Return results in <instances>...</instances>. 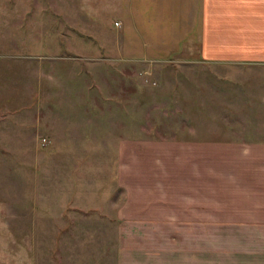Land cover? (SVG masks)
I'll list each match as a JSON object with an SVG mask.
<instances>
[{"label":"rangeland","instance_id":"374dc122","mask_svg":"<svg viewBox=\"0 0 264 264\" xmlns=\"http://www.w3.org/2000/svg\"><path fill=\"white\" fill-rule=\"evenodd\" d=\"M137 2L0 0V264H114L119 240L186 239L132 210L137 185L134 218L119 212L118 141L185 138L191 75L143 54ZM130 151L133 182L144 155Z\"/></svg>","mask_w":264,"mask_h":264},{"label":"crops","instance_id":"0c3cea01","mask_svg":"<svg viewBox=\"0 0 264 264\" xmlns=\"http://www.w3.org/2000/svg\"><path fill=\"white\" fill-rule=\"evenodd\" d=\"M137 10L143 54L184 58L191 75L185 138L118 141L119 212L152 206L145 218L169 217L187 235L119 240L114 264H264V0H138ZM133 148L144 160L130 182Z\"/></svg>","mask_w":264,"mask_h":264}]
</instances>
